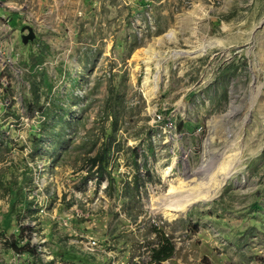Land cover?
<instances>
[{
  "label": "rangeland",
  "instance_id": "obj_1",
  "mask_svg": "<svg viewBox=\"0 0 264 264\" xmlns=\"http://www.w3.org/2000/svg\"><path fill=\"white\" fill-rule=\"evenodd\" d=\"M0 49V264H264V0H0Z\"/></svg>",
  "mask_w": 264,
  "mask_h": 264
},
{
  "label": "bare ground",
  "instance_id": "obj_2",
  "mask_svg": "<svg viewBox=\"0 0 264 264\" xmlns=\"http://www.w3.org/2000/svg\"><path fill=\"white\" fill-rule=\"evenodd\" d=\"M146 53L148 56L146 57L145 62L148 65V70L150 71L151 67L149 65L153 59L151 57V54H149L150 50H146ZM159 78H160V75L158 74L156 76V81H154L155 83L154 87H152L153 85L151 86V82H152L151 78L149 76L145 78L144 87L148 89L147 93L149 94V96H152L157 92V88L159 85L158 84ZM209 143L210 141L206 144V147L209 146ZM205 156L207 157V154ZM207 161L205 162L204 165L208 164ZM203 173H204V178H208L209 175H212L211 172H207V171H203ZM220 178H219L221 180L220 186H222L225 180L227 179V177L225 175V177L220 176ZM215 191L216 190L213 186H211L210 189H205L203 191L202 190L183 191L181 190L180 186L171 185L167 193L160 196L159 198L160 202L156 205V210L164 214L167 218H175L179 216L181 213H184L185 211H187L188 208H190L193 204H195L199 200H208L210 197H212Z\"/></svg>",
  "mask_w": 264,
  "mask_h": 264
},
{
  "label": "trees",
  "instance_id": "obj_3",
  "mask_svg": "<svg viewBox=\"0 0 264 264\" xmlns=\"http://www.w3.org/2000/svg\"><path fill=\"white\" fill-rule=\"evenodd\" d=\"M108 153L104 151V149L100 152H98L94 157H93V164H98L100 167V171L104 172L105 170L108 169ZM27 245H30V242L27 241ZM15 247L17 250L23 253H33L34 248H29L27 246H22L18 241L13 242L12 245ZM29 248V249H26ZM175 251V246L172 242L169 241V239H166V243L161 244V247L155 248L153 251V259L157 262H162L170 258Z\"/></svg>",
  "mask_w": 264,
  "mask_h": 264
},
{
  "label": "built area",
  "instance_id": "obj_4",
  "mask_svg": "<svg viewBox=\"0 0 264 264\" xmlns=\"http://www.w3.org/2000/svg\"><path fill=\"white\" fill-rule=\"evenodd\" d=\"M5 18H6L5 15L2 16V19H5ZM1 52H2V54H1ZM5 54H6V53L3 52V51H1V49H0V59L3 58V55H5ZM41 69H42V66L37 65L36 70H41ZM1 105L5 106V107H8V106L10 105L9 98H5L3 101H1ZM36 114H39V112L36 111ZM39 117H40V116H39ZM25 120H26L27 122L30 121L29 118H27V119H25ZM91 243H92V245H96V244H97L96 241H92Z\"/></svg>",
  "mask_w": 264,
  "mask_h": 264
},
{
  "label": "water",
  "instance_id": "obj_5",
  "mask_svg": "<svg viewBox=\"0 0 264 264\" xmlns=\"http://www.w3.org/2000/svg\"><path fill=\"white\" fill-rule=\"evenodd\" d=\"M23 31H29L28 34L23 35V41L25 44H27L30 40L35 39L36 33L31 25H25L23 27Z\"/></svg>",
  "mask_w": 264,
  "mask_h": 264
}]
</instances>
